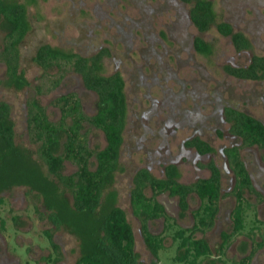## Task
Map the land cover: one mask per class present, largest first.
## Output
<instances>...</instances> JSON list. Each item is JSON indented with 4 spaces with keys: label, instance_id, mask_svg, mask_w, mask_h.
I'll return each mask as SVG.
<instances>
[{
    "label": "rangeland",
    "instance_id": "rangeland-1",
    "mask_svg": "<svg viewBox=\"0 0 264 264\" xmlns=\"http://www.w3.org/2000/svg\"><path fill=\"white\" fill-rule=\"evenodd\" d=\"M2 1L24 6L25 34L18 48L20 71L27 85L16 88L1 84L0 103L10 107L8 122L15 144L29 153L37 169L43 175L46 172L26 134V101L34 97L52 120L59 117L55 97L60 93L75 91L89 115L97 109L98 102L96 95L71 71L64 73L57 87L46 90L47 80L57 71L49 69L44 74L33 61L36 49L46 44L52 50L84 57L106 49L97 72L119 74L123 81L124 115L118 165L103 190L99 210L110 206L123 209L134 236L133 264H186L175 259L180 249L163 231L162 218L149 220L148 228L153 234L163 235V248L153 255L144 243L140 221L132 214L129 200L134 172L146 168L153 177L161 178L164 167L172 164L173 178L190 183L208 176L209 161L221 172V190L213 226L193 235L204 239L210 249V254L197 264H221V258L230 264L255 248L250 264H264V241L259 234L255 236L257 242H262L257 248L246 235L255 214L264 220V150L242 146L239 138L229 134L222 113L224 107L230 106L264 124V79H239L224 69L227 64L245 66L254 54L264 55V0H209L214 22L203 32L190 21L192 1ZM220 22L229 24L233 32H241L249 41V48L236 51L229 35L215 28L214 24ZM7 29L6 23L0 25V49ZM196 37L205 43V51L194 48ZM4 77L5 65L0 61V79ZM41 83V93L35 94V87ZM82 131H86L91 149L104 146V135L99 129L84 123ZM194 137L206 142L210 150L200 154L185 144ZM231 145L239 146L241 160L257 194L244 192L243 196L252 204L247 211L246 228L229 240L221 255L222 234L232 230L231 211L235 204L231 193L233 175L223 155V149ZM93 167L91 157L90 168ZM74 170L75 165L65 161L61 172ZM46 177L54 181L53 177ZM144 193L152 194L149 187ZM61 195V199L71 203L68 192ZM155 198L175 225H192L191 212L200 203L194 193L188 194L185 210L179 208L177 197L167 192ZM0 200V264H75L81 253L80 237L66 225L54 223L51 209L37 190L25 183H12L0 189ZM47 232L58 246L57 251L51 247ZM48 257L52 260L48 261Z\"/></svg>",
    "mask_w": 264,
    "mask_h": 264
},
{
    "label": "trees",
    "instance_id": "trees-1",
    "mask_svg": "<svg viewBox=\"0 0 264 264\" xmlns=\"http://www.w3.org/2000/svg\"><path fill=\"white\" fill-rule=\"evenodd\" d=\"M192 1L189 18L200 32L207 30L214 22L209 0ZM6 23L7 31L2 37L0 61L5 65V77L0 85L21 88L26 84L20 71L18 44L25 34L24 6L20 3H5L0 0V25ZM215 28L223 35H229L236 51L249 48V41L241 32H233L225 22L215 23ZM198 51H205L202 39L196 37L193 42ZM107 53L106 49L84 57L76 53H63L52 50L48 45L38 46L33 56L34 63L48 74L55 69V75L46 82V90L57 87L66 71L77 74L83 86L92 91L98 106L92 114H86L75 91H66L55 97L59 110L56 120L49 119L45 108L34 98L26 101V134L35 145L36 159L45 168L46 176L31 161L29 153L24 152L14 142V131L8 122L10 107L0 103V189L12 183H25L44 198L47 208L51 209L50 217L57 225H66L71 232L81 239V253L75 264H133L134 236L122 208L110 206L99 210L100 200L109 178L118 165L119 147L122 141L121 132L124 115L123 81L116 72L100 74L98 62ZM225 71L239 79H264V55H252L245 66H224ZM48 76V75H47ZM46 76V77H47ZM43 84L35 87V94H40ZM264 100V93L262 96ZM224 120L228 123V132L239 138L242 146H257L264 150V124L258 119L236 108H223ZM99 129L105 139L101 149L89 147L83 124ZM200 153L210 150L209 145L197 137L185 142ZM223 155L233 175L231 193L235 204L231 211L232 230L222 234L220 254L230 239L245 230L246 215L252 204L243 196L245 191L257 194L239 153V146L231 145L223 149ZM94 158V167L90 168V158ZM264 160V153L262 154ZM75 165L71 173H62L64 162ZM209 174L190 183H180L173 178L174 167H164V177H153L146 168L137 169L132 175V187L129 200L132 214L140 221L142 239L153 255L163 248V235L153 234L148 228V221L162 218L164 232H168L180 253L175 259L186 264H197L210 254L204 239L195 238V232L210 229L218 211V200L221 190V172L213 161L207 163ZM56 184L62 188L58 190ZM149 187L152 194L144 193ZM63 191L71 196V203L61 199ZM167 192L177 197L178 206L185 210L188 206L187 196L194 193L200 203L192 210L194 222L189 227L175 225L166 214L163 205L155 198L159 193ZM1 201V200H0ZM246 232L249 240L258 248L264 241V220L257 218L250 222ZM4 221L1 220V226ZM260 235L262 242L255 236ZM51 247L57 251L58 246L46 233ZM256 249V248H255ZM252 252L230 264H250ZM57 257V256H56ZM55 257V258H56ZM53 258V261L55 260ZM51 261V257L47 258ZM221 264H228L220 259Z\"/></svg>",
    "mask_w": 264,
    "mask_h": 264
}]
</instances>
